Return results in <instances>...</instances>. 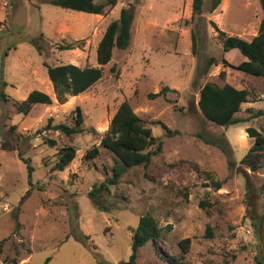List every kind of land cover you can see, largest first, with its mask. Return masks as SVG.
<instances>
[{"label": "rangeland", "instance_id": "obj_1", "mask_svg": "<svg viewBox=\"0 0 264 264\" xmlns=\"http://www.w3.org/2000/svg\"><path fill=\"white\" fill-rule=\"evenodd\" d=\"M208 2L193 17L191 0H117L102 14L51 0H0V240L5 239L0 264H119L128 259L133 230L146 212L169 229L138 249L136 264L180 257L178 243L186 237L190 246L179 264H264V160L256 170L240 163L253 143L246 128L264 129V114L251 115L264 109V83L223 67L222 56L234 65L245 58L236 48L223 51L218 37L219 28L250 39L262 11L259 0H221L212 12ZM122 8L133 14L128 47L113 49L96 83L58 103L47 67L98 66L97 44ZM210 57L218 64L208 66ZM223 80L248 88L257 99L241 104L237 115L246 121L220 126L199 109V88ZM34 89L48 93L52 103L17 112L14 102ZM123 100L151 127L162 149L147 167L126 168L110 193L102 191L109 210L100 211L87 192L121 162L103 147L93 159L84 154L99 144ZM76 105L83 131L67 136L44 129L49 117L72 125ZM220 136L230 147L233 167L206 142ZM3 141L16 149H2ZM64 145L75 148V157L63 170L51 171ZM18 151L29 159L30 178ZM211 179L221 186L215 188Z\"/></svg>", "mask_w": 264, "mask_h": 264}, {"label": "trees", "instance_id": "obj_2", "mask_svg": "<svg viewBox=\"0 0 264 264\" xmlns=\"http://www.w3.org/2000/svg\"><path fill=\"white\" fill-rule=\"evenodd\" d=\"M52 3L72 10L88 12L93 14H102L105 7H113L117 0H51ZM221 0H209L208 11H214ZM262 16L259 22L258 31L250 39L239 35H230L218 28V37L221 41L223 51L236 48L244 56L238 64L230 63L224 56L220 58L223 67L230 66L241 70L247 74L260 77L264 83V0H259ZM203 13V0H191V16L201 15ZM133 14L127 9L120 10L118 18L112 20L105 28L96 47V59L98 66H78L73 63H61L47 67V73L53 83L54 93L58 103H64L68 96L78 95L102 77V66L107 64L112 58L114 48L125 49L128 47L131 38V24ZM38 50H41L40 44L35 42ZM63 48H70L69 45ZM192 50L194 51V41ZM216 65L218 62L214 57H210L207 65ZM219 76H225V70L219 71ZM160 92L150 93V96H157ZM255 96L246 87H236L233 84L223 80L220 82H205L199 88L198 106L202 114L210 121L220 126H229L231 124L241 123L247 118L238 116L241 104L249 101H255ZM35 103L49 105L52 103L51 96L41 90L34 89L30 91L27 97L21 101H15L14 106L17 112L27 114ZM264 114V109H258L251 113L253 117ZM73 124L64 122L52 123V117H49L44 129H55L70 136L83 131V114L79 105H76L72 116ZM166 133L170 129L162 122H159ZM246 133L253 138V143L247 152L240 159V163L246 164L250 169L256 170L264 160V129L259 131L252 126L246 128ZM206 141V139L204 138ZM211 144L217 146L227 158L229 166H235V161L230 158V147L223 136L215 139H208ZM44 143L50 146L55 145V140L44 138ZM100 147L112 152L121 162V166L113 168L112 175L107 176L99 183H94L87 195L91 199L93 206L100 211H108V207L100 199L102 191L110 193L112 185H116L126 168L133 166L147 167L151 163L153 155L158 154L162 149V141L152 134V129L147 122L141 118L132 108L127 100H123L117 106L108 129L100 139L98 145H93L87 149L84 154L85 159H93L100 152ZM2 149H16L10 146L7 141L1 143ZM75 148L72 145H64L57 151V159L50 170H63L75 157ZM18 156L28 165L29 178L32 167L29 159L24 158L18 151ZM215 188L221 186L219 180L211 179ZM264 189V183L261 185ZM169 226H161L157 219L149 212L141 215L137 226L134 228L131 236V252L126 261L119 264H136L138 249L148 241L156 242L159 238L165 236ZM82 241H87L88 235L78 234ZM5 239L0 240V251ZM182 249L180 257L176 255L164 256L166 264H179L182 256L190 246V238L186 237L179 241Z\"/></svg>", "mask_w": 264, "mask_h": 264}]
</instances>
